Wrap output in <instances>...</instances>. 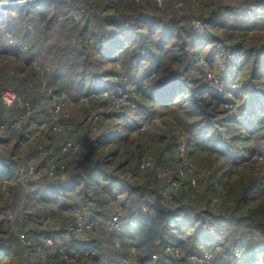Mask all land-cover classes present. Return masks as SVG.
<instances>
[{"label": "trees", "instance_id": "trees-1", "mask_svg": "<svg viewBox=\"0 0 264 264\" xmlns=\"http://www.w3.org/2000/svg\"><path fill=\"white\" fill-rule=\"evenodd\" d=\"M0 128V264H264V0L0 8Z\"/></svg>", "mask_w": 264, "mask_h": 264}, {"label": "built area", "instance_id": "built-area-1", "mask_svg": "<svg viewBox=\"0 0 264 264\" xmlns=\"http://www.w3.org/2000/svg\"><path fill=\"white\" fill-rule=\"evenodd\" d=\"M23 2H27V1L26 0H17V1L0 0V7L8 6V5H16V4L23 3ZM209 78H210V80L212 81L213 84H219V79L217 77H215V76L210 74ZM18 100H19L18 94L12 88L6 89L4 91V93H3V95H2V101L7 107L13 106ZM58 101L56 100V101L52 102L53 103L52 106L54 107V111H56V112H59L62 109V104H61V102H58ZM31 111H32L31 104L27 103V110H26V113H25L24 117L27 116ZM65 117H67V116H65ZM54 128H55V130H62L63 125H56ZM76 149H77V147L74 146L72 142H69L67 145H65L63 147V150L65 152H67L69 155H72L75 152ZM180 149H181V154L184 156L185 155V150H186L185 145L184 144L181 145ZM150 162H151V157H149V158L144 157L143 160H142V167H144L145 165H149ZM183 162H184V164L186 166L189 167V171L192 174V182H193L194 185H196L197 184V180H196L197 167L185 156H184ZM57 168H58L57 164L53 163L51 165L50 169H49L50 174L53 175ZM62 169H64V166L62 167ZM202 174H208V172L207 171H202ZM162 176H166V175L163 174ZM169 183H170V185L168 186V189L165 191V196L169 195V190H170L171 186H178L179 185L172 178L169 179ZM163 201L165 202V199H163ZM77 216H78V220L77 221H78V226H79L78 229H79V231H83V232L90 231L91 230V225L87 226L86 228L84 227L83 215L80 212H78ZM120 218H121V215H118L116 217V219L113 221L112 225L110 226L111 230L112 229L120 230ZM147 223L151 224L150 221H147ZM20 237L22 239H24L25 235L22 234ZM64 256L67 259H69V260H75L76 257L78 256V254L74 255V256L68 255V254H64ZM237 256L241 257V253L238 252ZM212 257H213V254H212L211 251H205L202 256L194 254V255H190L189 259H191L192 261H195V262H208V263H210L211 260H212Z\"/></svg>", "mask_w": 264, "mask_h": 264}, {"label": "rangeland", "instance_id": "rangeland-1", "mask_svg": "<svg viewBox=\"0 0 264 264\" xmlns=\"http://www.w3.org/2000/svg\"><path fill=\"white\" fill-rule=\"evenodd\" d=\"M30 1H32V0H30ZM29 1H27V2H23V3H19V4H16V5H19V6H21L22 8L25 6V4L26 3H28ZM5 6H3V7H0V8H4ZM52 28H53V30L52 31H49L50 33H52V32H54L55 33V37H57L60 33L57 31V27H58V23H55L54 25L52 24V26H51ZM68 32V30L66 29L65 31H64V34L65 33H67ZM15 39V38H14ZM16 40V39H15ZM45 48H42V53H45ZM39 57H37V59H35V63H36V65L41 69V70H43L44 69V67H43V69H42V67L40 66V63H39ZM14 60L12 59L11 61H10V66H13V64H14ZM43 87L45 88V84L43 85ZM19 96V95H18ZM68 96V95H67ZM17 102H20L21 104H23V100L21 99V98H19V100L17 101ZM53 101H50V100H45V103H47L48 104V109H49V113H50V115H48V118L49 119H52L53 121H54V125L56 126V125H63L61 122V118L63 117V116H67V117H69V115H70V113H71V109H72V107L75 105V104H77V102H75L74 103V101L72 100V99H69V97H67V100H65V98L64 99H61V100H59L58 102H61V104H62V109L59 111V112H56V111H54V107L52 106V103ZM43 105V103L42 102H37L36 104H35V106L34 105H32L31 104V107H32V111H33V109L34 108H36V107H41ZM25 113L26 112H24V114L22 115V117H21V119H23L24 118V115H25ZM15 119H17V117H14ZM21 121V120H20ZM25 124L26 123H20V122H17L16 123V128H15V130H22L23 129V127L25 126ZM43 127H44V125H43ZM45 128V127H44ZM3 128H0V130H1V132L3 131L2 130ZM55 129V128H54ZM13 144H14V140H6V141H4L3 143H1L0 144V153H2V152H6V151H8V150H11L12 149V146H13ZM69 155V154H68ZM180 155L183 157V155L180 153ZM69 156H71V155H69ZM184 156H186V154L184 155ZM144 157H147V158H149V157H151V162L154 160V157H152V156H143V158ZM143 160V159H142ZM132 257H134L133 259H134V261L135 260H137L139 257H138V253H136V252H133L132 253ZM132 261V260H131Z\"/></svg>", "mask_w": 264, "mask_h": 264}, {"label": "water", "instance_id": "water-1", "mask_svg": "<svg viewBox=\"0 0 264 264\" xmlns=\"http://www.w3.org/2000/svg\"><path fill=\"white\" fill-rule=\"evenodd\" d=\"M12 1H17V0H12ZM26 1H30V0H26Z\"/></svg>", "mask_w": 264, "mask_h": 264}]
</instances>
